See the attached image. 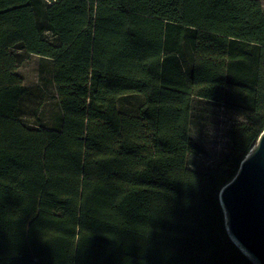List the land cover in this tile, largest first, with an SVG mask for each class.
I'll use <instances>...</instances> for the list:
<instances>
[{
  "label": "trees",
  "instance_id": "16d2710c",
  "mask_svg": "<svg viewBox=\"0 0 264 264\" xmlns=\"http://www.w3.org/2000/svg\"><path fill=\"white\" fill-rule=\"evenodd\" d=\"M29 54L51 62L55 129L47 85L16 73ZM195 98L243 117L201 171ZM263 129L259 0H0V264H251L218 193Z\"/></svg>",
  "mask_w": 264,
  "mask_h": 264
},
{
  "label": "rangeland",
  "instance_id": "374dc122",
  "mask_svg": "<svg viewBox=\"0 0 264 264\" xmlns=\"http://www.w3.org/2000/svg\"><path fill=\"white\" fill-rule=\"evenodd\" d=\"M259 1L264 9V0ZM16 73L25 87L47 85L40 117L45 127L55 129L59 125L60 114L55 90L47 83L50 79L51 62L38 55L29 54L21 62ZM142 102L141 95L122 96L117 100V110L124 116H135ZM192 105L190 136L197 148H193L188 155L187 167L201 171L214 166L229 152L228 129L232 124L242 122L243 117L223 105L205 103L196 98L193 99Z\"/></svg>",
  "mask_w": 264,
  "mask_h": 264
},
{
  "label": "water",
  "instance_id": "95a60500",
  "mask_svg": "<svg viewBox=\"0 0 264 264\" xmlns=\"http://www.w3.org/2000/svg\"><path fill=\"white\" fill-rule=\"evenodd\" d=\"M226 235L251 264H264V129L218 193Z\"/></svg>",
  "mask_w": 264,
  "mask_h": 264
},
{
  "label": "built area",
  "instance_id": "2783aa9c",
  "mask_svg": "<svg viewBox=\"0 0 264 264\" xmlns=\"http://www.w3.org/2000/svg\"><path fill=\"white\" fill-rule=\"evenodd\" d=\"M46 3L51 4L55 0H44Z\"/></svg>",
  "mask_w": 264,
  "mask_h": 264
}]
</instances>
